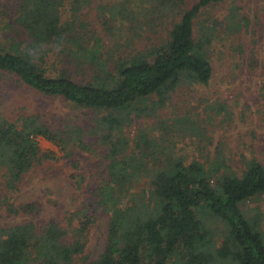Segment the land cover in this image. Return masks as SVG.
I'll use <instances>...</instances> for the list:
<instances>
[{
    "label": "trees",
    "instance_id": "16d2710c",
    "mask_svg": "<svg viewBox=\"0 0 264 264\" xmlns=\"http://www.w3.org/2000/svg\"><path fill=\"white\" fill-rule=\"evenodd\" d=\"M115 1L17 0L10 30L0 36V72L42 97L61 99L79 111L105 113L91 129L101 127L105 133H93V138L98 134L93 142L86 140L84 126L74 120H65L58 130L39 117L2 122L0 178L4 188L16 191L36 165L56 157L53 152L43 153L39 137L60 147L72 163L77 156L69 145L92 153L91 142H95L105 149L109 161L100 203L111 202L114 211L106 246L95 261L89 262L84 255L86 245L81 240L86 226L73 229L69 236L57 223L38 228L26 222L0 227V264H75L76 259L82 264H264L261 219L248 218L241 209L242 204L264 195V165L256 157L242 155L240 170L230 165L232 160L222 151H217L214 160L171 158L151 178L155 205L126 203L128 188L149 175L142 160L156 147L144 132L132 147L124 129L134 113L152 115L166 108L184 81L210 84L216 27L205 26L200 18L204 10L226 0H199L183 12L165 40L141 50L133 48V43L142 39V27L157 34L160 25L155 22L170 17L167 11L184 7L185 0ZM93 4L98 6V18L108 36L115 38L98 37L84 22L81 13L94 9ZM108 40H115V50ZM58 51L64 54L61 62L86 67L90 79L75 80L69 66L50 73L49 62L61 58ZM154 97L158 100L149 109L148 99ZM8 208L14 213L20 210L11 204ZM206 214L226 225L218 247L204 221Z\"/></svg>",
    "mask_w": 264,
    "mask_h": 264
},
{
    "label": "rangeland",
    "instance_id": "374dc122",
    "mask_svg": "<svg viewBox=\"0 0 264 264\" xmlns=\"http://www.w3.org/2000/svg\"><path fill=\"white\" fill-rule=\"evenodd\" d=\"M198 1L185 0L184 7L174 12L167 11L170 17L163 16L161 21L155 22L160 25L157 34L151 33V28L149 31L147 26L142 27L143 37L135 40L133 48L141 50L151 43L165 40L183 12ZM16 2H1L0 36L10 30L7 27ZM93 6L94 9L90 7L81 13L88 28L97 31L98 37L115 38L108 36L102 19L99 21L98 6ZM240 18L244 19L243 23ZM200 20L206 21L205 26L216 27L211 48L213 78L208 86L184 81L172 93L166 108L152 115L139 116L134 113L131 117L132 122L124 130L132 147L138 134L144 132L151 135L156 149L148 152V156L142 160L147 163L149 175L140 177L134 187L128 188V206L146 203L152 208L155 205V201L151 200V178L156 169H163L171 158L187 162L194 159L204 161L205 158L214 160L217 151H222L232 160L230 165L234 169L242 168V155L256 157L264 165V0H226L204 10ZM115 40H108L109 47L114 50ZM119 40L117 44L121 43ZM60 56L57 63L49 62L50 73L57 74L69 66L75 80L90 79L91 76L85 72L86 67L77 63V66L73 65L74 61L72 64L61 62L64 54ZM148 100L150 109L152 102L156 103L158 99L154 97ZM104 114L91 110L79 111L61 99L42 97L0 72V124L39 117L58 130L65 120H74L81 122L87 133L86 140L92 141L98 135L93 138V133L104 132L101 127L91 131L96 125L95 121ZM38 140L43 153L53 152L56 157L36 165L18 184L16 191L6 190L4 180L0 178V227L34 222L39 228L57 223L67 229L70 236L73 229L86 226L81 240L86 245L84 255L89 262L95 261L104 251L114 214L111 202L100 203V191L106 180L109 162L105 158V149L95 142L92 144L93 141L91 145L95 152L92 153L74 148L71 144L69 149H74L77 156V161L72 163V159L60 147L43 137ZM8 204L20 209L19 212H10ZM26 206H30L31 210H21ZM241 209L246 217L261 219L260 228L264 233V195L242 204ZM203 218L214 234V247L220 246L226 225L209 214L203 215ZM75 264L82 262L76 259Z\"/></svg>",
    "mask_w": 264,
    "mask_h": 264
}]
</instances>
